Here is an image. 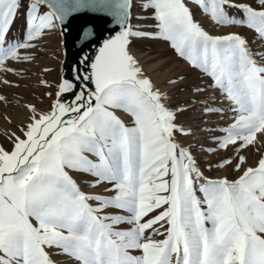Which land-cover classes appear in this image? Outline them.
Listing matches in <instances>:
<instances>
[{"label": "snow or ice", "instance_id": "1", "mask_svg": "<svg viewBox=\"0 0 264 264\" xmlns=\"http://www.w3.org/2000/svg\"><path fill=\"white\" fill-rule=\"evenodd\" d=\"M195 3L215 25L241 26L264 41V0ZM135 6L134 0H0V68L8 71L6 61L33 59L20 50L34 48L45 30L74 14L104 15L119 29L90 63L83 57L85 69L60 80L50 110L26 105L31 116L22 136L11 134V150L0 145V264H61L53 255L68 264H264V157L235 179L206 177L177 139L191 132L177 123L183 109L168 103L131 45L134 38L167 41L212 79L234 114L217 147L237 152L235 164L228 157L217 166L237 171L246 164L239 152L264 136V54L242 33L211 34L185 0H140L154 32L131 24ZM22 8L23 39L9 40ZM92 38L87 30L80 37ZM72 173L91 177L92 188L110 187L86 192Z\"/></svg>", "mask_w": 264, "mask_h": 264}, {"label": "rangeland", "instance_id": "2", "mask_svg": "<svg viewBox=\"0 0 264 264\" xmlns=\"http://www.w3.org/2000/svg\"><path fill=\"white\" fill-rule=\"evenodd\" d=\"M134 2L136 6L132 9L131 24L139 26L142 30L154 32V20L145 18L149 13L139 6L140 0ZM185 2L193 10L195 18L201 21L211 34H227L232 31L242 33L255 52L264 54V41L256 37L252 30L241 26L215 25L203 14L195 0H185ZM230 11L236 13L235 9ZM24 33L25 15L22 8L8 34V39L22 40ZM33 43L36 45L34 48L20 50L22 54L30 53L33 59L6 61L4 67L11 69L10 71L0 68V96L5 97V100L0 101V145L6 150H11L13 147L11 134L22 136L21 129L29 122L31 113L26 105H35L41 111L50 110L57 91L56 85L60 81L61 47L58 26L50 31L45 30V34ZM131 50L139 60L144 73L162 92L168 94V103L183 109L178 112L177 123L186 129H191V132L187 135L177 134V139L184 146L191 148L206 177L216 179L226 175L229 179H235L242 174L243 167L254 166L261 157H264V136H259L254 146L239 152L246 158V164L242 166L241 171H237L234 166L219 168L217 165L222 158L231 157L234 164L236 162L237 152L233 147L219 149L215 139L223 134L220 129L232 122L234 114L230 102L226 101L223 93L213 86L210 77L179 57L170 47L169 42L162 39L134 38ZM170 80L175 83H169ZM41 81H47V86ZM197 88L202 91L197 92ZM205 105L222 111L206 112ZM117 115L131 124V118L127 113L117 110ZM209 148H216V151H208ZM72 175L86 192H103L104 188L110 187V185H102L99 188H92L89 186L91 177L80 173H72ZM156 214L158 212L151 215ZM154 227L159 228V225ZM159 230L164 231L163 228ZM154 238L163 239L164 236L155 235ZM50 252L54 254L56 250L51 249ZM53 258L61 264H68L65 256L53 255Z\"/></svg>", "mask_w": 264, "mask_h": 264}, {"label": "water", "instance_id": "3", "mask_svg": "<svg viewBox=\"0 0 264 264\" xmlns=\"http://www.w3.org/2000/svg\"><path fill=\"white\" fill-rule=\"evenodd\" d=\"M57 26L60 33L61 47L60 80L62 78H72L75 67L85 69L86 66L80 64L83 57L87 56L90 63L103 41L119 30L117 26L111 23L110 17L91 12L74 14L67 18L63 24L57 22ZM85 30L94 34V38L87 43L80 39ZM70 98L67 94L64 97V99Z\"/></svg>", "mask_w": 264, "mask_h": 264}]
</instances>
